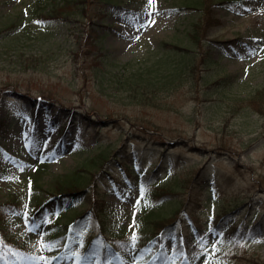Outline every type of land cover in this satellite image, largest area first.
Wrapping results in <instances>:
<instances>
[{"label":"rangeland","instance_id":"obj_1","mask_svg":"<svg viewBox=\"0 0 264 264\" xmlns=\"http://www.w3.org/2000/svg\"><path fill=\"white\" fill-rule=\"evenodd\" d=\"M112 1L106 5L84 0L80 6L77 0H68L69 4L61 3L62 7L44 19L40 13L48 10L51 0H0V28L4 29L0 34V118L5 115L7 119L0 127V202L10 193H20L24 207L45 201V212L53 213L56 203L48 194L61 175L80 165L88 171L86 165L91 164L87 161L99 150L112 154L133 127L129 120L150 121L160 125L161 136L136 132L137 138L128 142L126 152L136 153L140 160H123L125 167L130 165L129 173L118 160L109 159L113 176L105 177L101 184L100 200L108 229L114 230L116 222H122L132 237L137 236L134 220L140 206L148 205L150 190L162 189L152 183L165 172L175 176L176 182L188 174L189 165L207 162L210 175L200 184V193L196 188L192 196L199 201L194 219L204 231L192 244L199 252L190 264H205L202 254L209 258L206 264H264V237L246 230V219L258 216L263 220L260 232L264 236V116L230 104L232 97L264 85V0H201L199 4L153 0L151 5L149 0ZM11 22L14 25L6 29ZM195 22H199L200 43L199 37L186 39ZM176 41L181 43L177 57L181 55L183 71L177 86L163 90L170 109L134 103L109 82V72L119 65L130 61L137 67L149 48ZM218 79L227 82L225 92L215 90ZM53 100L96 121H114L105 126L83 127V123L78 138L74 140L73 134L72 141L63 140L57 126L45 120V104ZM10 104L22 106L21 111L8 112ZM68 131L76 130L71 127ZM20 132L25 136L19 137ZM221 133L236 137V143L242 138L250 144L238 154H223L214 148ZM181 140L183 143L173 144ZM159 153H163L161 172L145 184L141 172L156 162ZM206 197H213L214 203L206 202ZM69 204L81 210L89 201L84 196ZM236 204L240 208L233 209L236 214L231 219H236V232L242 225L246 230L239 238L217 231L210 223ZM170 205L163 203L159 208L167 211ZM188 223L182 214L162 243L153 241L146 251L154 256L162 249L176 261H184L186 255L173 249L180 244L181 227L183 230ZM43 224L29 230L21 220L15 223L8 216L4 228L31 234L30 247L46 257ZM88 225L86 235L97 231L95 220ZM66 236L63 246L53 248L67 252L61 262L99 264L92 257H79L78 233L68 231ZM132 257V251H121L103 264H130ZM33 264L41 263L35 260ZM159 264L171 261L163 259Z\"/></svg>","mask_w":264,"mask_h":264},{"label":"trees","instance_id":"obj_2","mask_svg":"<svg viewBox=\"0 0 264 264\" xmlns=\"http://www.w3.org/2000/svg\"><path fill=\"white\" fill-rule=\"evenodd\" d=\"M77 1L80 6L84 2V0ZM95 1L98 3L104 2L106 5H110L113 2L112 0ZM188 1L189 0H185L183 2ZM191 1L194 4H199L201 0ZM61 3L67 4L68 0H51V6L48 10L44 11V13H40L41 18L48 19L51 13L58 7H62ZM99 10L96 12H99ZM80 11L83 12L81 8ZM13 25L14 22H11L6 29L11 28ZM198 28L199 22L193 23L191 31L186 34V39H189V41L193 38L197 39L199 37ZM1 31H4V29L0 28V34L2 33ZM201 37L202 36L198 38V43H200ZM180 46L181 43L176 41L175 43L162 42L160 46L149 48L145 52L144 58L139 60L141 61L139 66L133 67V63L127 61L119 65V68L114 70V72H109L113 80L109 79V82L114 83L115 90L119 89L121 92H125L127 94L126 96L130 97L134 103L149 105L159 110L170 109L169 106L171 104L163 98L164 96L162 94L163 90L167 91L177 86L175 82L182 76L183 62L180 59L181 55H179L180 58L177 57V52L180 50L179 48H181ZM100 62L104 63L103 60H100ZM210 62H215V60H210ZM127 67H130L129 70ZM216 84V91L225 92V86L227 84L225 80L218 79ZM117 85H119L118 88L116 87ZM232 98L233 101H231L230 104H237L236 107H242L249 112L264 116V85L255 88L246 95L234 96ZM222 102L223 101H221V103ZM47 104L48 105L45 104V120L49 125L57 126V130L63 140L72 141L70 136L73 134L74 140L78 138L79 134L77 132L80 130L83 123L86 124H84L83 127L105 126L108 125L110 121H114L111 118L109 120L96 121L89 118V116L82 111H74L68 108L66 105L60 103L59 100H53L52 102L48 101ZM50 104H52V107ZM19 106L20 105L17 104H10L7 107V111L14 113L19 112L22 107ZM32 110V107H30V114L33 113L31 112ZM129 122H132L133 127L125 133L119 146L111 152L112 154L109 155V153L99 150L87 161L91 164V166L89 164L86 165L88 171L84 168L85 165H80L70 173L61 175L55 181L52 190H50L48 194V197L56 203V209L53 213L48 214L45 212V201H33L32 204L24 207L20 193H10L7 195L6 200L0 202V264H33L35 260L40 261L41 264H48L53 259L52 264H57L59 262L60 264H66V262H61V260L68 256L67 252L53 251V248L65 244L67 237L66 233L68 231L78 233L77 239L81 241L78 255L82 260L93 257V260L102 262V260L106 258L118 255L121 251L124 252L129 250L134 254L130 264H146L150 262L152 258V256L147 253L146 249L153 241H156L158 244L162 243L164 235L173 230L182 214L187 216L189 223L185 225L183 230L181 227V241L180 244L174 248L173 252L182 251L186 255L185 260L182 261L181 264H188L197 256L198 250L196 246L192 244L198 241V238L203 233V229H201V226L198 225L194 219L193 213L195 208L199 206V201L193 199L192 196L196 188H198L200 193L202 182L205 181L204 179L208 174L210 175L209 164L207 162L189 165L187 167L189 169L188 174H186L183 179L180 178L176 182V177H171L172 175H169V172H165L163 178L158 179L157 182H153V184H160L159 186L162 189L158 192H155L153 189L150 190L148 193L149 204L140 206V213L134 220L138 228L135 240H133V237L130 235L131 230L127 229L122 222H116L114 230L113 228H111L112 230L108 229L106 223L103 222L104 217L102 215L100 200L104 192L102 185L105 182V177L113 176V167L109 162L110 157H112L111 159L114 161L118 160L116 163L122 167L126 173H129L130 165L125 167L124 161L126 162L127 158H133L139 161L140 157L134 152L127 154L126 147L128 142L133 140L138 133L159 137L162 131L159 124L150 121L148 123L138 119L129 120ZM5 124H7V119L4 115L0 118V127ZM224 126L226 127L227 123H224ZM71 127L76 131L70 133L68 130ZM222 133H224V131H222ZM222 133L216 138L215 141L217 142L214 148L216 150L221 149L225 152L223 154H238L242 151V147H248L250 144L249 141H245L242 138L236 143V137L230 138L226 136L227 133H225V135ZM236 135L239 136L243 134L237 133ZM180 143H183V141H176L173 144L176 145ZM162 154L163 153H159L156 162L150 165L147 171L141 172V180L145 184L150 182L153 177L159 175L161 172L163 164V161H161ZM41 163L45 164L44 161ZM193 166H196L195 169L192 168ZM83 170L86 171L84 172ZM82 173L84 174L82 175ZM84 196H86L89 201L86 208L75 210L70 206L69 203H75L84 198ZM170 196L178 198L172 199ZM205 200L209 203H214L215 201L213 197H206ZM163 203L168 206L171 204L167 211H163L159 208ZM238 206V204L233 207L231 206L214 217L211 221L212 227L221 233H230V236L233 234L237 237L240 236L244 230L243 225L240 232L235 233L236 219H231L234 214H236L233 213V209L240 208V206ZM237 213L239 214V211H237ZM62 215H64V219H60ZM8 216H11L12 222L15 223L21 220L22 225L29 230L45 222V237H43V241L46 245V257H41L38 252H35L30 247L31 234L27 235L24 233V230L21 229L7 231L4 228ZM92 218H95L97 221V232L86 235L89 231V221ZM249 219H246L248 220L246 222L249 224L247 230L251 235H260L263 220L261 218L258 219V216L255 218L250 217ZM185 221L183 220V222ZM107 231H110V233H106ZM153 257V262L149 264H159L163 259H169L171 264L177 262L169 257L168 252L162 249ZM201 259L204 263L209 260L208 257L204 255L201 256ZM253 264L263 263L254 261Z\"/></svg>","mask_w":264,"mask_h":264},{"label":"snow or ice","instance_id":"obj_3","mask_svg":"<svg viewBox=\"0 0 264 264\" xmlns=\"http://www.w3.org/2000/svg\"><path fill=\"white\" fill-rule=\"evenodd\" d=\"M152 2H153V0H149V4H150V5L152 4ZM132 239H133V240L136 239L135 235H133V238H132Z\"/></svg>","mask_w":264,"mask_h":264},{"label":"bare ground","instance_id":"obj_4","mask_svg":"<svg viewBox=\"0 0 264 264\" xmlns=\"http://www.w3.org/2000/svg\"><path fill=\"white\" fill-rule=\"evenodd\" d=\"M18 135H19V137H24L25 136V134L24 133L22 134V132L18 133Z\"/></svg>","mask_w":264,"mask_h":264}]
</instances>
